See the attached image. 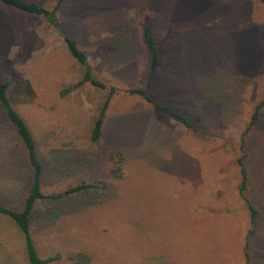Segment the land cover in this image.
I'll return each instance as SVG.
<instances>
[{"label": "rangeland", "instance_id": "rangeland-1", "mask_svg": "<svg viewBox=\"0 0 264 264\" xmlns=\"http://www.w3.org/2000/svg\"><path fill=\"white\" fill-rule=\"evenodd\" d=\"M58 16L94 74L121 88L146 87L142 29L152 21L161 65L151 94L187 108L203 133L115 94L98 147L92 123L107 91L86 82L63 96L83 76L63 35L0 1V79L11 82L12 104L35 136L43 192L83 180L108 187L74 204L38 203L32 231L41 256L58 257L49 264H74L78 252L89 264H246L249 252L250 264H264V107L245 159V195L261 210L255 225L238 165L240 137L264 95L261 1L65 0ZM115 151L124 157L121 177L111 174ZM32 183L26 148L0 103V203L21 206ZM0 264H30L23 233L1 213Z\"/></svg>", "mask_w": 264, "mask_h": 264}, {"label": "trees", "instance_id": "trees-1", "mask_svg": "<svg viewBox=\"0 0 264 264\" xmlns=\"http://www.w3.org/2000/svg\"><path fill=\"white\" fill-rule=\"evenodd\" d=\"M5 5L20 10L25 13L38 15L53 26L60 34L63 35L66 44L68 46L70 54L78 61L83 69V76L81 80L69 85L61 91L63 96L71 93L79 88L82 84L89 82L92 85L104 89L107 91V97L103 102L99 113L94 118L92 123L91 138L95 145L100 147L103 138L104 123L106 119L107 110L109 108L110 100L115 94L137 96L151 105L154 112L160 115H169L173 120L182 124L186 128H189L195 132L203 133V129L197 125L187 108L178 107L176 109L171 108L165 104L157 101L151 94V87L155 74L161 65V56L159 45L156 42L154 36V24L152 21H147L142 29L143 41L147 49L150 66L148 71V78L146 87H131L121 88L116 85L105 83V81L99 79L93 72L91 63L89 62V53L79 46L76 39L66 35L59 21V10L65 0H56L53 6H46L36 0H0ZM264 5V0H260ZM11 87L10 81L0 79V103L4 107L6 116L15 127L17 134L26 148L30 165L33 169V183L27 196L24 199L22 208L17 210L9 206L0 203V213L10 217L23 233L27 257L30 264H49V262L58 259L57 256L43 257L40 254L37 240L32 231V225L34 221V213L37 205L40 201L48 200L52 203H72L74 204L76 198L83 196L87 193L94 191H102L106 193L108 191L107 184L103 180L97 181H81L73 185H69L66 189L52 193L45 194L42 190V175L43 164L38 158L37 142L26 119L19 113L14 107L9 97V89ZM264 107V95L263 99L256 105L254 112L251 116V120L248 123L246 129L240 137V151L241 156L238 157V165L240 168L241 182L239 185V191L242 194L243 199L246 202L247 207L250 210L251 224L255 225L261 210L255 205L253 200L245 195L246 191L251 185V178L249 174V168L246 165L245 159L247 157V136L252 128L258 123L261 118L262 109ZM198 121L200 120L197 118ZM110 158L112 159L114 166L111 168V174L114 177L122 176V163L123 155L119 151L111 152ZM78 200V199H77ZM73 201V202H72ZM70 203V204H71ZM59 206V205H57ZM264 210V209H263ZM246 264H250L249 252H246ZM70 259L74 264H89L90 257L83 252H78L70 255Z\"/></svg>", "mask_w": 264, "mask_h": 264}, {"label": "crops", "instance_id": "crops-1", "mask_svg": "<svg viewBox=\"0 0 264 264\" xmlns=\"http://www.w3.org/2000/svg\"><path fill=\"white\" fill-rule=\"evenodd\" d=\"M29 192V191H28ZM28 194V193H27ZM27 196V195H26ZM22 205H23V203L21 204V206H19V207H17V208H14V209H17V210H19V209H21L22 208Z\"/></svg>", "mask_w": 264, "mask_h": 264}]
</instances>
